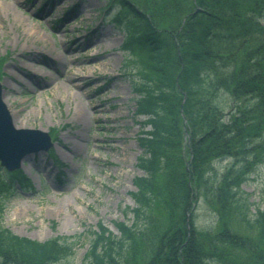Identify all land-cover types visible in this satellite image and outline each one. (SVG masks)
Segmentation results:
<instances>
[{"label":"trees","instance_id":"obj_1","mask_svg":"<svg viewBox=\"0 0 264 264\" xmlns=\"http://www.w3.org/2000/svg\"><path fill=\"white\" fill-rule=\"evenodd\" d=\"M112 4L127 18L124 46L145 51L150 68L135 83L144 173L125 211L132 222H116L119 234L99 223L82 264H264V205L252 213L243 190L264 162V0ZM6 172L0 195L19 180ZM202 198L214 229L189 216ZM66 239L21 237L0 217V264H57L71 253Z\"/></svg>","mask_w":264,"mask_h":264},{"label":"rangeland","instance_id":"obj_2","mask_svg":"<svg viewBox=\"0 0 264 264\" xmlns=\"http://www.w3.org/2000/svg\"><path fill=\"white\" fill-rule=\"evenodd\" d=\"M106 2L0 0L4 100L17 127L47 131L53 142L8 171L19 180L12 179L14 193L0 195V217L21 237L67 238L71 253L57 264H82L99 223L119 234L116 222H132L125 211L144 173L138 138L146 117L137 115L135 83L150 68L145 51L124 46L119 7L100 11ZM243 190L252 213L264 205V162ZM188 213L198 228H215L217 214L203 198Z\"/></svg>","mask_w":264,"mask_h":264},{"label":"water","instance_id":"obj_3","mask_svg":"<svg viewBox=\"0 0 264 264\" xmlns=\"http://www.w3.org/2000/svg\"><path fill=\"white\" fill-rule=\"evenodd\" d=\"M53 145L47 131L38 128H17L4 101L0 83V163L8 170H15L29 154L48 150Z\"/></svg>","mask_w":264,"mask_h":264},{"label":"bare ground","instance_id":"obj_4","mask_svg":"<svg viewBox=\"0 0 264 264\" xmlns=\"http://www.w3.org/2000/svg\"><path fill=\"white\" fill-rule=\"evenodd\" d=\"M14 124H15V122H14ZM16 125V124H15Z\"/></svg>","mask_w":264,"mask_h":264}]
</instances>
